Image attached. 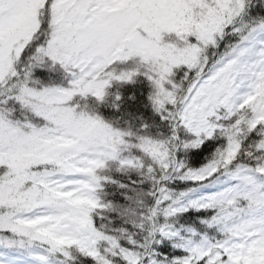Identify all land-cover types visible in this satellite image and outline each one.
Returning a JSON list of instances; mask_svg holds the SVG:
<instances>
[{
	"label": "snow or ice",
	"instance_id": "6c2138e0",
	"mask_svg": "<svg viewBox=\"0 0 264 264\" xmlns=\"http://www.w3.org/2000/svg\"><path fill=\"white\" fill-rule=\"evenodd\" d=\"M0 264H264V0H0Z\"/></svg>",
	"mask_w": 264,
	"mask_h": 264
}]
</instances>
